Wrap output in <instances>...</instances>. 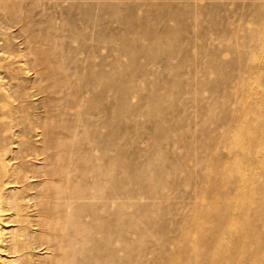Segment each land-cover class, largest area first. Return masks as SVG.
<instances>
[{
  "label": "rangeland",
  "instance_id": "rangeland-1",
  "mask_svg": "<svg viewBox=\"0 0 264 264\" xmlns=\"http://www.w3.org/2000/svg\"><path fill=\"white\" fill-rule=\"evenodd\" d=\"M27 1L0 0L20 14L0 37L30 52L0 122L50 212L5 211L1 264H264V0Z\"/></svg>",
  "mask_w": 264,
  "mask_h": 264
},
{
  "label": "bare ground",
  "instance_id": "bare-ground-1",
  "mask_svg": "<svg viewBox=\"0 0 264 264\" xmlns=\"http://www.w3.org/2000/svg\"><path fill=\"white\" fill-rule=\"evenodd\" d=\"M7 1L8 0H6V3H7ZM11 1V0H10ZM26 1V0H25ZM29 1V0H28ZM27 1V2H28ZM43 1V0H42ZM42 1H40V2H42ZM23 5V4H22ZM27 5H28V3H27ZM30 6H32V5H30ZM13 7L14 6H10V8H12L11 10H8L9 9V6H4L3 4H1L0 3V17H1V19L4 21V22H6L7 23V28H5V30L6 29H8V28H11V27H13L14 25H15V20L18 18V16H19V18H20V14H14L13 12ZM35 7H36V4H35ZM19 8H20V6H19ZM22 8V7H21ZM34 8V7H33ZM8 10V11H7ZM36 10V9H35ZM35 10H33V11H35ZM38 10H40V9H38ZM16 11V10H15ZM32 11V12H33ZM1 13H2V15H3V17L1 16ZM6 13H9V14H7V15H9V16H6ZM26 13V12H25ZM44 13V12H43ZM25 15V14H24ZM29 15H30V13H29ZM40 15V14H39ZM46 15V14H45ZM22 17V16H21ZM22 18H25V17H22ZM23 20V19H22ZM27 20V19H26ZM21 22V21H20ZM19 22V23H20ZM24 22H25V20H24ZM1 25V24H0ZM18 26H20V24L18 25ZM26 26V25H25ZM24 26V27H25ZM27 27V26H26ZM26 27H25V29H26ZM32 27V26H31ZM30 27V28H31ZM16 28V27H15ZM21 28V27H20ZM3 29V27L1 28V30ZM28 29V28H27ZM31 29H34L33 27L31 28ZM30 29V30H31ZM39 29V28H38ZM5 30H4V32H5ZM29 30V29H28ZM33 32V31H32ZM25 34V33H24ZM35 34V33H34ZM37 34V33H36ZM14 35V34H13ZM39 35V34H38ZM33 36V35H32ZM10 37H12L11 35H10ZM30 38V37H29ZM47 38V37H46ZM30 39H33V37L32 38H30ZM9 40H8V36H7V34H4L3 35V38H2V36L0 37V81L1 82H3V80L5 79H8L9 81H13V80H18V76L19 75H21V74H19V75H17V73H18V71L20 70V69H22L23 68V65H26V67L25 68H28L29 67V62H28V60L26 59L27 57H29V54H30V52L27 50V52H25V50H24V52L21 54H16L14 51H12L10 48H9V46H11L9 43H11V42H8ZM11 41V40H10ZM12 41L14 42L15 40H13L12 39ZM16 41H17V39H16ZM15 41V42H16ZM33 41H35V40H33ZM14 42V43H15ZM32 42V41H31ZM13 44V43H12ZM33 44V42L31 43V45ZM30 45V46H31ZM35 45V44H34ZM17 46H18V44H17ZM21 47V46H20ZM14 48V47H13ZM30 48H32L33 49V46H31ZM29 48V49H30ZM18 49V48H17ZM28 49V48H27ZM31 49V50H32ZM45 49V48H44ZM19 50V49H18ZM30 50V51H31ZM32 52H34V51H32ZM46 52V51H45ZM32 54H34V53H32ZM35 54H36V52H35ZM47 54V53H46ZM41 55V54H40ZM17 56H21V57H23V58H25V59H22V60H19L18 58H17ZM31 56V55H30ZM44 59V58H43ZM46 59V58H45ZM24 60V61H23ZM21 61H23V63H19V62H21ZM36 61H39L38 59L36 60ZM40 62V61H39ZM43 66V65H42ZM48 66V65H47ZM37 68H38V66H37ZM24 69V68H23ZM47 69V68H46ZM34 70V68H32V71ZM39 70V69H38ZM23 71V72H22ZM22 71H20V72H22V73H24V71H26V70H22ZM43 71V74H46L45 72H44V70H42ZM40 72V71H39ZM46 72H48V71H46ZM24 74H26V73H24ZM40 74H42V73H40ZM48 76V75H47ZM21 77V76H20ZM43 78V77H42ZM46 78V77H45ZM40 81V80H39ZM44 81V80H43ZM17 83V82H16ZM19 83H21V82H19ZM24 83V82H23ZM37 83H39V82H37ZM36 83V84H37ZM43 83V82H42ZM8 84V83H7ZM7 84H6V86H7ZM13 84V83H12ZM22 84V83H21ZM20 84V85H21ZM35 84V83H34ZM9 85V84H8ZM26 85V84H25ZM32 85V84H31ZM41 85L42 84H40V87H41ZM44 85V84H43ZM16 86H18V85H16ZM27 86V85H26ZM38 86V85H37ZM19 87V86H18ZM33 87V86H32ZM10 88V87H9ZM33 88H35V87H33ZM37 88H39V86L37 87ZM24 89V88H23ZM36 89V88H35ZM43 89V88H42ZM11 90V89H10ZM9 90V91H10ZM14 90V89H13ZM12 90V91H13ZM33 90V89H32ZM37 90V89H36ZM44 90V89H43ZM47 89L45 88V91H46ZM11 91V92H12ZM15 91V90H14ZM16 91H17V89H16ZM27 91V90H26ZM25 91V92H26ZM18 92V91H17ZM24 91H23V93H21V91H20V93L21 94H24L25 93ZM27 92H29V91H27ZM31 93V92H30ZM39 93V92H38ZM9 94V93H8ZM21 94H19V93H16V92H14L13 94H10L9 96L12 98H14L15 100H20V98H22L23 99V97H25V96H23V97H21ZM44 94V93H43ZM47 94V93H46ZM29 96H31L30 94H29ZM0 98L1 99H3L1 96H0ZM26 98V97H25ZM10 99V98H9ZM4 100H6L5 102H6V104L8 103L7 101V99H4ZM3 100V101H4ZM19 105V104H18ZM21 106H22V104H21ZM20 107V106H19ZM19 107H17V109L19 108ZM5 108V107H4ZM21 109H22V107H20ZM14 109H15V107H14ZM4 109H1V111H0V117L2 118V117H4V116H9V114L11 113V111H3ZM8 110V109H7ZM18 110H20V109H18ZM23 110V109H22ZM12 112H24L25 113V111H15V110H13ZM26 113H27V111H26ZM48 114H50V113H48ZM47 114V115H48ZM10 115H12V114H10ZM30 115V114H29ZM28 115V116H29ZM23 116V115H22ZM21 116V119L23 118ZM27 116V115H26ZM26 116H25V118H26ZM14 118V117H13ZM37 119V118H36ZM45 120V119H44ZM22 121V120H21ZM23 121H25L24 120V118H23ZM28 121V120H27ZM9 122V121H8ZM31 122V121H30ZM19 123V122H18ZM26 122H24V124H25ZM34 124H37V123H34ZM17 125V124H16ZM16 125H13V124H11V122L10 123H7L6 121L5 122H2V120H1V122H0V172H4V173H6L7 174V171L9 170V168L10 169H12V174L10 175V176H12V177H10V176H8L7 175V179H4V180H2L1 182H0V185H2L3 186V188L4 187H6V189L7 188H12V190L14 191V192H12V194H11V199L9 200L8 199V201L5 199V198H3V191H1L2 189H0V246H1V241H2V231L4 230L3 229V225H6V224H4V215H5V213L7 212V211H9L10 209H16V210H21L20 208H22V207H24L25 208V206L24 205H26V208H29V207H34V209H35V207H36V210H38L37 212H42V214L44 213H48V212H50L49 210H50V208H49V206H48V203H45L44 201H39L38 203H36V202H34V199H35V196L30 192L29 193V195H23L22 193H23V191L25 192V189H32V187L30 186V184H31V182L32 181H34V178H32V176L33 175H31V174H28L29 172V170L27 171L26 170V168H28V167H26V165L28 164L26 161H28L29 159H30V154H31V152L30 151H26V149H24L25 147H29L28 145L30 144V143H32V142H29V139L28 138H22L21 137V135L20 134H17V136H15L16 134H15V132L14 131H12V133H11V135H8L7 134V132H5V130L7 131H11V129L14 127L15 128V126ZM23 125V124H22ZM19 126V125H18ZM18 126H17V130L16 131H21L22 132V134L24 133V131H22V130H24V126H22L23 127V129H19L18 128ZM27 126V125H26ZM38 126V125H37ZM62 126V125H61ZM20 127V126H19ZM30 127V126H29ZM35 128H37L36 127V125H35ZM62 128V127H61ZM34 129V128H33ZM51 129V128H50ZM56 129L57 128H55V130L54 131H56ZM63 129V128H62ZM14 130V129H13ZM26 130H29L28 129V127H27V129ZM36 130V129H35ZM37 130H38V128H37ZM47 131H48V129H47ZM57 131H61V129L60 130H57ZM56 131V132H57ZM31 132V131H30ZM35 132H37V131H35ZM35 132H33V133H35ZM45 129L43 128L42 130H39V133H38V137H35L36 138V140H41V143H47V139L45 140ZM50 132V131H49ZM48 132V133H49ZM62 132V131H61ZM26 133V132H25ZM24 133V134H25ZM32 133V132H31ZM32 133V134H33ZM27 134V133H26ZM36 134V133H35ZM18 135H20V137L18 136ZM53 135V134H52ZM12 136H13V138L14 137H16V138H18L17 139V141H16V139H15V141L13 142L12 141V143H16L17 144V146H18V148H19V151L14 155V156H12L11 155V157L8 159L5 155H6V151L4 150V144L6 143L7 144V138L9 137V138H12ZM47 136V135H46ZM60 136V135H59ZM58 136V137H59ZM28 137V136H27ZM54 137V136H53ZM12 138V139H13ZM52 139V138H51ZM35 140V141H36ZM49 141H50V139H48ZM54 141L55 140H53V143H54ZM5 142V143H4ZM38 143H40V142H38ZM52 143V142H51ZM36 145H38V144H36ZM56 146H58L57 145V143L55 144ZM8 146V145H7ZM16 146V145H15ZM39 146V145H38ZM46 146V145H45ZM41 147H43V146H41ZM15 148V147H14ZM21 148H23V149H21ZM36 149V148H35ZM45 147H43V149L41 150V153H39V155L40 154H43L44 155V157H43V159L42 160H47L48 159V156H50V155H48L47 153L49 152H45ZM31 150V149H30ZM49 150V149H48ZM72 150V149H71ZM53 151H54V149H53ZM56 151V150H55ZM77 151V150H76ZM34 152V151H33ZM38 152V151H37ZM34 154V153H33ZM42 155V156H43ZM107 155V154H106ZM37 157H38V155H37ZM41 157V156H40ZM109 157V156H108ZM32 158V157H31ZM34 158V157H33ZM12 159H14V163L13 164H15L14 166H12V168L10 167L11 165H10V163H8L10 160H12ZM39 159H41V158H39ZM35 160V159H34ZM42 160H41V162L40 163H42ZM13 161V160H12ZM31 161H33V160H31ZM109 161V160H108ZM35 163H37V161L36 162H33V164H35ZM53 163V162H52ZM30 165V164H29ZM44 165H45V163H44ZM75 165H76V163H75ZM33 166V165H32ZM39 167V166H38ZM30 168V167H29ZM28 168V169H29ZM40 168V167H39ZM97 169V172L99 171H101V173H103V176H105L106 177V181H109L110 180V178H111V174H110V170L108 169V168H106V167H102V166H99V167H96ZM34 169V168H33ZM31 170V169H30ZM38 170V169H37ZM93 170V169H92ZM33 171V170H32ZM31 171V172H32ZM14 172V173H13ZM39 172V171H38ZM42 173H40V174H42V175H44V176H49V172L47 173V171L46 170H44V168L42 169V171H41ZM10 173V172H9ZM6 174H4V175H6ZM39 174V173H38ZM99 174V173H98ZM99 175H101V174H99ZM2 176V173L0 174V177ZM53 177V176H52ZM51 177V178H52ZM55 177V176H54ZM3 178H4V176H3ZM42 178V177H41ZM48 179V178H47ZM106 181H104L103 182V186L102 187H100V185L97 183L96 185H95V189L97 188V190H100V189H102L103 191H105L106 192V190L107 189H109V188H112V186H110L111 185V183L109 182V183H107ZM76 182V181H75ZM108 184H110V185H108ZM124 184V183H123ZM122 184V185H123ZM2 186H0V187H2ZM19 187H24V189H22V191H20V190H18V188ZM73 187V186H72ZM80 189V188H79ZM116 188L114 187V190H115ZM96 190V191H97ZM101 190V191H102ZM110 190V189H109ZM113 190V191H114ZM75 192V190L73 191V193ZM76 192H78V191H76ZM83 192V191H82ZM81 192V195L84 197V195H83V193ZM6 193V192H5ZM16 193L17 194H20L21 195V198H18V196L16 195ZM60 194V193H59ZM64 194V193H63ZM79 194L80 193H78V196H79ZM97 195H95L97 198H96V200L97 199H102V197H101V195H98L99 193H96ZM62 195V194H61ZM60 195V196H61ZM80 195V196H81ZM89 195H91V194H89ZM105 195H106V193H105ZM17 196V197H16ZM64 196V195H63ZM43 197H47L48 198V196L47 195H44ZM62 197V196H61ZM106 197V196H105ZM86 198H88L87 196H86ZM93 198V197H92ZM3 199H5L4 201H6L5 203L7 204V206H6V204H3ZM22 199H24L25 201H26V203L24 202H22L21 203V200ZM90 199V198H89ZM93 199H95V198H93ZM23 200V201H24ZM43 200V199H42ZM92 200V199H91ZM67 201V200H66ZM90 201V200H89ZM99 201H101V200H99ZM72 202V201H71ZM121 202H124V200H122ZM105 202H103V204H104ZM124 204V203H123ZM3 205H5L6 206V208L5 207H3ZM91 205V204H90ZM38 207V208H37ZM106 207V206H105ZM108 207V206H107ZM6 211V212H5ZM23 212V211H22ZM24 212H25V209H24ZM69 212V211H68ZM8 214H9V212H7ZM20 214V213H19ZM23 214V213H22ZM22 214H21V216H22ZM24 216V215H23ZM17 217H20L19 215H18V213H17ZM26 219V218H25ZM25 219H23L24 220V222H25ZM73 220V219H72ZM28 221V220H27ZM27 224H28V222H26ZM21 224V223H20ZM24 225V224H23ZM42 225H43V223H42ZM74 225V224H73ZM79 225V224H78ZM77 225V226H78ZM66 226V225H65ZM83 226V225H82ZM88 226V225H87ZM120 228H121V230L119 229V236H120V232L122 231L123 232V227L121 226V225H118ZM73 227V226H72ZM109 227H111V223L109 224ZM25 228V227H24ZM80 228H81V226H80ZM96 228V227H95ZM112 229V228H111ZM33 230V229H32ZM71 231H73V230H71ZM124 231H126V230H124ZM24 232V231H23ZM20 234V233H19ZM86 234V233H85ZM97 234V233H96ZM122 236H121V241L123 240V247L125 248L126 247V243L124 242V238H123V234H121ZM62 236V235H61ZM73 236V235H72ZM89 236H90V234H89ZM110 236H112V235H110ZM109 236V237H110ZM5 238V237H4ZM75 238V237H74ZM78 238V237H77ZM87 238H89L88 236H87ZM108 238V237H107ZM71 239V238H70ZM90 239V238H89ZM14 240V239H13ZM79 240H81V239H79ZM120 240V239H119ZM23 241V240H22ZM69 241H71V240H69ZM20 243V242H19ZM24 243V242H23ZM23 243H22V246H23ZM88 243V242H87ZM86 243V244H87ZM25 244V243H24ZM83 244V243H82ZM86 244H84L85 246H86ZM48 245V244H47ZM121 245V244H120ZM24 246H26V245H24ZM49 246V245H48ZM70 246H71V244H70ZM82 246V245H81ZM58 247H59V245H58ZM25 248V247H24ZM49 248V247H48ZM60 248V247H59ZM77 248V247H76ZM94 248H95V246H94ZM18 249V248H17ZM16 249V250H17ZM82 249V248H81ZM114 249V248H113ZM15 250V249H14ZM15 250V251H16ZM21 250V249H20ZM50 250V249H49ZM65 250V249H64ZM115 250V249H114ZM2 251V250H1ZM62 251V250H61ZM17 252V251H16ZM72 253V252H71ZM64 254V253H63ZM73 254V253H72ZM1 255V254H0ZM74 255V254H73ZM116 255V254H115ZM117 257H118V255H117ZM121 257H123V256H121ZM94 258V257H93ZM1 256H0V264H1ZM95 260V259H94ZM93 260V261H94ZM128 260V259H127ZM61 261H64V260H61ZM56 264H65V261L64 262H57ZM96 264V263H95Z\"/></svg>",
  "mask_w": 264,
  "mask_h": 264
}]
</instances>
